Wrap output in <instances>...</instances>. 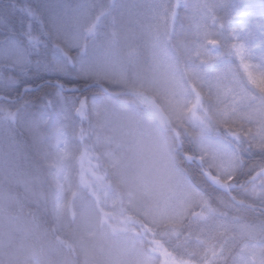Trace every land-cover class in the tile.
<instances>
[{
	"label": "rangeland",
	"instance_id": "374dc122",
	"mask_svg": "<svg viewBox=\"0 0 264 264\" xmlns=\"http://www.w3.org/2000/svg\"><path fill=\"white\" fill-rule=\"evenodd\" d=\"M25 2L53 19L64 6V45L101 8L106 14L89 40L99 81L83 106L55 99L48 80L21 100L23 89L0 102V264H97L113 255L124 264H165L171 257L202 264L206 248L222 242L217 229L224 217L194 218L199 193L211 196L235 234L225 264H233L241 246L245 259L264 264V197L256 195L264 185L252 175L264 153L247 138L240 144L247 162L235 200L182 158L203 144L236 147L221 123L216 85L226 72L244 79L228 37L237 20L231 12L246 14L247 35L257 38L251 71L264 68V0ZM45 72L67 78L45 67L32 68L28 78ZM245 95L238 126L255 136L264 109L254 89ZM46 99L52 100L45 105ZM154 104L170 127L148 117Z\"/></svg>",
	"mask_w": 264,
	"mask_h": 264
},
{
	"label": "snow or ice",
	"instance_id": "6c2138e0",
	"mask_svg": "<svg viewBox=\"0 0 264 264\" xmlns=\"http://www.w3.org/2000/svg\"><path fill=\"white\" fill-rule=\"evenodd\" d=\"M61 14L56 18L45 17L40 5L33 6L20 0H12L8 11L0 21V102H8L12 91L25 93L31 91L28 80L29 72L34 67H45L58 73L66 80L57 81L55 87L59 95L67 103L83 106L88 96L85 93L94 91L99 81L98 63L89 59V40L94 39L99 20L105 15L101 8L96 20L86 25L71 38L66 45L61 43V18L64 6L60 5ZM240 58V66L244 70V79L236 80L226 72L218 78L216 90L220 107L221 123L225 135L236 142V147L203 144L198 154L191 151L182 153L188 164H197L201 175L208 185L219 193H227L231 197L232 190L239 183L238 175L244 169L245 161L241 155L240 144L247 138L250 148L264 153V122H261L255 136L251 129L238 126L237 105L249 99L245 93L252 88L259 93L260 107L264 109V68L251 71L243 49H235ZM52 99H46L47 105ZM227 101V102H225ZM253 177L264 185V162L254 166ZM242 186V185H241ZM255 191V189H254ZM199 208L193 213L194 218L206 222L210 217L220 215L224 222L217 229L223 238L220 243L210 244L202 258V264H225L228 258L226 245L235 234L230 232L227 217L212 206L211 196L199 193ZM264 197V187L256 192ZM219 199V197H217ZM233 200L235 198L233 197ZM247 249L241 246L240 253L233 259V264H255L254 257L245 259ZM211 259H208V256ZM165 264H192L190 261L180 262L175 257L166 258Z\"/></svg>",
	"mask_w": 264,
	"mask_h": 264
},
{
	"label": "trees",
	"instance_id": "16d2710c",
	"mask_svg": "<svg viewBox=\"0 0 264 264\" xmlns=\"http://www.w3.org/2000/svg\"><path fill=\"white\" fill-rule=\"evenodd\" d=\"M8 6L9 5H7V4L3 5L0 2V20H3L4 15L7 13L6 10L8 9ZM232 14H233V12H231L230 15L233 17L236 16L237 20L232 25H229L228 37L230 38L232 44L236 46V49L239 48V49L244 50L247 62L251 63L254 66L255 56L257 54V52H256L257 38L256 37L253 38V37H250L247 35L248 34L247 32L249 30H251V28L248 30V25H249L248 23H247V25L244 24L245 19H248V16L246 14L244 15L243 12H241L240 15H237V13H234L233 15ZM45 70H46V68H45ZM48 74L45 72V74L39 75L38 77L33 78L32 80H30V78H28L31 87L35 88L36 86L45 82L46 80L62 81V80L67 79V78L61 79V78H57V77L55 78V77H52L51 75H48ZM49 87H51V86H49ZM43 88H45V85L40 87L39 89L41 90ZM28 93L29 92H27L26 94L28 95ZM18 94H21V92ZM244 161H245V163L247 162L246 160H244Z\"/></svg>",
	"mask_w": 264,
	"mask_h": 264
},
{
	"label": "clouds",
	"instance_id": "9594fccd",
	"mask_svg": "<svg viewBox=\"0 0 264 264\" xmlns=\"http://www.w3.org/2000/svg\"><path fill=\"white\" fill-rule=\"evenodd\" d=\"M97 264H124V262L117 256L101 257Z\"/></svg>",
	"mask_w": 264,
	"mask_h": 264
},
{
	"label": "bare ground",
	"instance_id": "6f19581e",
	"mask_svg": "<svg viewBox=\"0 0 264 264\" xmlns=\"http://www.w3.org/2000/svg\"><path fill=\"white\" fill-rule=\"evenodd\" d=\"M152 107L154 108V110H152V111H153L155 117L157 118V120L160 122H164L166 124H169V119L165 116V114L155 104ZM233 197L234 196L231 194V198H233Z\"/></svg>",
	"mask_w": 264,
	"mask_h": 264
}]
</instances>
